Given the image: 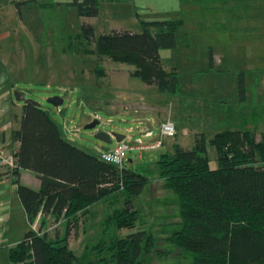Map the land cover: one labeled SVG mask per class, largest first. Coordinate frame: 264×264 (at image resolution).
<instances>
[{"label": "rangeland", "instance_id": "374dc122", "mask_svg": "<svg viewBox=\"0 0 264 264\" xmlns=\"http://www.w3.org/2000/svg\"><path fill=\"white\" fill-rule=\"evenodd\" d=\"M67 1L0 0V30L9 33L1 42L2 51L13 53L16 63L19 60L11 78L14 88L48 110L65 138L94 152L111 148L116 142L96 138L97 129L135 137L139 135L138 125L153 127L168 117L174 121L176 132L166 137L162 146L142 149L140 157L129 150L125 160L150 178L134 199L144 220L135 227L145 224L143 227L156 236L155 247L172 249L162 257L143 255L141 259L147 264H187L193 252L180 251L164 239L181 223L177 196L162 189L156 180V159L171 148L170 144L188 148L195 135L203 133L209 139L229 127V117L226 123L217 122L218 106L235 108L238 114L240 110L241 115L256 122L264 119L263 90L258 91L255 102L249 99L244 103L239 101L238 92L231 94L238 90L241 77L248 88L261 89L264 40L260 39L264 34H254L264 30V8L253 7L254 3L262 7L264 0H98L99 11L94 16L79 15ZM255 12L257 15H253ZM175 18L182 19L176 30V45L161 47L160 59L166 69L177 71L176 93L160 91L132 75L133 64L92 52L94 40L82 36L83 22L91 23L97 36L112 28L139 31L145 20ZM217 86L224 88L229 98L224 105L217 98ZM51 95H60L62 103L56 106L48 102ZM209 110L212 122L204 115ZM94 112L99 115L98 122L85 127ZM148 112L154 113L156 120L151 117L152 121ZM207 152L210 166L216 167L215 146L208 143ZM96 209V216L89 218L86 214L68 233V245L82 261L96 256L90 246L101 237L106 203L102 201ZM47 223L52 234L64 229V222L57 224L50 218ZM130 230L134 228L115 229L112 235Z\"/></svg>", "mask_w": 264, "mask_h": 264}, {"label": "trees", "instance_id": "16d2710c", "mask_svg": "<svg viewBox=\"0 0 264 264\" xmlns=\"http://www.w3.org/2000/svg\"><path fill=\"white\" fill-rule=\"evenodd\" d=\"M83 16L98 13V0H69ZM182 19L142 21L139 31L112 28L94 36L91 23H82V36L94 40L99 56L134 65L132 75L160 91H179L175 68L166 69L160 59L161 47L176 45V30ZM156 27V30L151 29ZM212 60V52L209 53ZM238 91L243 93L241 77ZM18 142L13 154L19 168L40 177L33 188L16 179V190L29 222L38 213L41 223L50 214L63 217L62 234L28 228L7 250L10 261L22 264H147L144 256L162 257L171 250L155 247L156 236L142 226L141 209L134 199L150 181L144 173L127 164L102 159L65 138L60 124L37 102L23 103L19 126L12 130ZM217 151L218 164L211 167L207 144ZM164 144V143H163ZM129 151V150H128ZM128 153V152H127ZM127 155V154H126ZM136 155L140 157L141 154ZM157 181L162 189L178 198L181 226L164 239L180 251L193 252L187 264H264V139L257 140L249 129L226 128L207 139L195 135L185 148L173 143L156 159ZM104 201L100 239L90 246L96 256L82 261L68 245L67 237L89 211ZM127 228L123 235L113 230ZM162 264H179L177 261Z\"/></svg>", "mask_w": 264, "mask_h": 264}, {"label": "crops", "instance_id": "0c3cea01", "mask_svg": "<svg viewBox=\"0 0 264 264\" xmlns=\"http://www.w3.org/2000/svg\"><path fill=\"white\" fill-rule=\"evenodd\" d=\"M256 4L257 3H254L253 9L262 10L264 8V5L261 7ZM253 15H257V13L255 12ZM2 32L3 31L0 30V143H3L6 150L14 152L18 146V142L12 138V130L19 126L24 102L17 101L13 94L15 88L11 78L17 72L16 68L18 67L19 60L16 63L13 59V53L8 55L6 50L2 51L1 42L6 38V35L9 36L8 32ZM258 34H264V30H260L259 33H255L254 35ZM260 40H264V37ZM10 52H12V50ZM20 64L22 65L21 61ZM260 79L261 89H259V86L248 88L245 82L243 93H240L238 90H233L231 94L233 95L234 92L235 94L238 92L239 101L241 102H249V99L251 102H255L256 100L254 98L258 97L261 90H263L262 93H264V76H261ZM214 89L215 88L212 87L213 92ZM259 90L260 92H258ZM226 96L225 89L217 86V98L220 99L219 101L221 105H224V103L228 101L229 98L227 99ZM237 104L240 105V103ZM218 108L216 115L219 120L216 119L217 122L221 121V123H226L229 119L231 124L227 128L249 129L254 132L257 140L264 139V119H260L256 122L247 116L244 117L243 114L241 115L240 110L238 111V114L235 108H221V106H218ZM242 112H245V109L242 110ZM131 113L134 114L135 111H131ZM149 115H151L149 117H153L156 120L154 113H149ZM204 115L210 120V122L214 121V117L210 110ZM226 117L229 118L227 119ZM170 145V147H172V144ZM16 179L33 188H38L41 182L40 177L28 168L21 167L19 168L18 173L14 174L12 169L7 168L6 166H0V264H22L21 262L14 263L9 260L7 254L8 248L15 245L23 237L24 232L28 228L39 229L41 232L49 231L47 222L52 218L50 214H46V219L41 223V214L38 213L33 222L28 221L24 206L16 190ZM101 202L102 201L99 200L89 206V211L86 213L89 218L94 215L96 216L98 213L96 208ZM63 222V217L56 221L57 224ZM63 230L61 232L56 230V232L62 234Z\"/></svg>", "mask_w": 264, "mask_h": 264}, {"label": "built area", "instance_id": "2783aa9c", "mask_svg": "<svg viewBox=\"0 0 264 264\" xmlns=\"http://www.w3.org/2000/svg\"><path fill=\"white\" fill-rule=\"evenodd\" d=\"M92 116L99 118L97 112H94ZM141 123L139 122V124ZM136 128L139 135L134 137L124 134V137L116 141L113 147L98 150L99 156L106 161L121 164L128 150H135L139 155L142 149L162 146L165 138L174 135L176 132L174 121L169 117L153 127L142 124ZM16 165V156L11 151L6 150L3 143H0V166L13 169Z\"/></svg>", "mask_w": 264, "mask_h": 264}, {"label": "water", "instance_id": "95a60500", "mask_svg": "<svg viewBox=\"0 0 264 264\" xmlns=\"http://www.w3.org/2000/svg\"><path fill=\"white\" fill-rule=\"evenodd\" d=\"M13 94H14V97L17 100H21L24 103L29 101V100L37 102V101H35V100L31 99V98L25 97L24 96V92L22 90L14 89L13 90ZM47 101L52 103L53 105L58 106L60 103H62L63 98L60 95H51V96H49L47 98ZM97 122H98V119L97 118H93L90 121L85 123V127H93V126L96 125ZM94 136L96 138H99V139L103 140V141L111 142L112 139H115V141L120 140L121 138L124 137V134L123 133H119V132H114V131L107 132V131H104V130L97 129L94 132Z\"/></svg>", "mask_w": 264, "mask_h": 264}]
</instances>
